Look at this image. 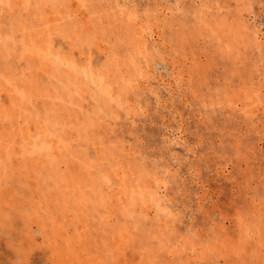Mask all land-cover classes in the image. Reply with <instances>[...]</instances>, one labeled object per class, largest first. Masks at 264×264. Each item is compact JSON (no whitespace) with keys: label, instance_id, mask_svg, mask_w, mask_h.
Here are the masks:
<instances>
[{"label":"rangeland","instance_id":"rangeland-1","mask_svg":"<svg viewBox=\"0 0 264 264\" xmlns=\"http://www.w3.org/2000/svg\"><path fill=\"white\" fill-rule=\"evenodd\" d=\"M0 264H264V0H0Z\"/></svg>","mask_w":264,"mask_h":264}]
</instances>
